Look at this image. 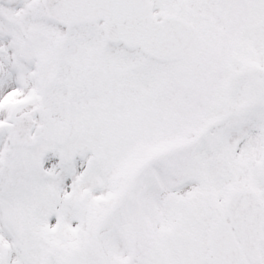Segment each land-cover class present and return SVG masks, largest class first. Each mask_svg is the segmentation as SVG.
I'll list each match as a JSON object with an SVG mask.
<instances>
[{
  "label": "snow or ice",
  "instance_id": "1",
  "mask_svg": "<svg viewBox=\"0 0 264 264\" xmlns=\"http://www.w3.org/2000/svg\"><path fill=\"white\" fill-rule=\"evenodd\" d=\"M0 264H264V0H0Z\"/></svg>",
  "mask_w": 264,
  "mask_h": 264
}]
</instances>
